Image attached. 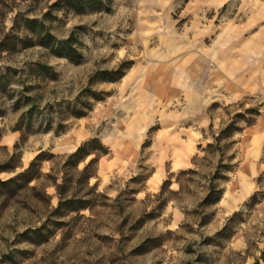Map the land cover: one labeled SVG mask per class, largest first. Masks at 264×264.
Listing matches in <instances>:
<instances>
[{"label": "rangeland", "instance_id": "374dc122", "mask_svg": "<svg viewBox=\"0 0 264 264\" xmlns=\"http://www.w3.org/2000/svg\"><path fill=\"white\" fill-rule=\"evenodd\" d=\"M6 38L0 181L25 173L40 154L44 160L32 182L0 185V264H264V211L256 205L264 176L256 199L233 216L216 202L236 180L244 131L264 114V95H211L210 123L189 166L171 172L168 161L162 182L150 183L161 159L155 95L170 92L171 82L207 85L216 54L264 67V0H0V43ZM175 105L169 109L187 108ZM234 122L237 131L218 143ZM95 138L108 154L88 178L96 154L68 161Z\"/></svg>", "mask_w": 264, "mask_h": 264}, {"label": "crops", "instance_id": "0c3cea01", "mask_svg": "<svg viewBox=\"0 0 264 264\" xmlns=\"http://www.w3.org/2000/svg\"><path fill=\"white\" fill-rule=\"evenodd\" d=\"M216 55L219 59V69L207 85L204 83L188 90L186 82L173 86L170 81L171 89L167 90L170 92L165 93L162 90L155 95L158 99L160 98L161 104H157L151 113L153 116L160 113L162 126L155 141L156 149L160 150L161 157L159 156V158L161 159L150 178V183L153 186H158L166 176L168 161L171 172L189 166L203 128L210 123L211 118L208 116L207 108L213 101L211 95L220 93L231 100H239L244 95L250 94L264 95V67L254 65L253 62L246 65L244 62L246 57L242 54ZM197 56L198 54H193L192 57L200 64V59H198L200 56ZM195 62L193 63L194 69L189 67V72L196 70L198 64ZM175 79L178 80V77ZM194 89L197 92L195 97L188 94V91ZM207 91L210 92L209 97L205 95ZM196 98L198 101H195ZM177 100L187 108L185 110L169 109L170 106H177L175 105ZM192 103L194 108L190 109ZM184 122L196 123L197 131L186 128L187 132H180L178 126ZM235 173L236 180L230 185V189L225 191L219 202L220 212L224 217H230L240 212L260 190L259 180L264 176V114L258 117L254 125L244 131L242 159ZM256 205L258 211H264V199L257 202Z\"/></svg>", "mask_w": 264, "mask_h": 264}, {"label": "trees", "instance_id": "16d2710c", "mask_svg": "<svg viewBox=\"0 0 264 264\" xmlns=\"http://www.w3.org/2000/svg\"><path fill=\"white\" fill-rule=\"evenodd\" d=\"M7 42V38L0 43V45L5 44ZM122 74L120 73L118 77H121ZM249 112L254 116H259L260 113L258 110L251 109ZM31 115V114H29ZM256 123V120H248V126H252ZM235 122L231 124L226 130L222 131V133L219 136H216V141L219 143L222 139L230 138L235 131H237V128H235ZM92 154H96V157L93 158L89 164L85 167L83 171V175L88 178L92 177L94 174H90L91 167L98 162V156L99 154L106 155L108 154V148L102 145L99 139L95 138L90 140L87 143H84L74 154H72L69 158L68 164L72 166H77L81 162L85 161L89 156ZM43 154H40L30 165V167L25 171V173L20 174L18 177L14 179H10L8 181H0V185L2 187H11L13 184H16L20 182L21 180L26 181L28 183L32 182L37 175L40 174V165L43 161ZM169 181H166L165 185H167ZM164 185V187H165ZM58 192L60 195L63 196V185H57ZM216 191V187L212 184L210 194L208 196V200L212 197L213 192ZM221 194L219 193V196L216 199V202L221 200ZM256 199V196H254V200ZM71 203V201L66 200L65 202H61V206H64ZM87 207L86 204H83L81 209H85Z\"/></svg>", "mask_w": 264, "mask_h": 264}]
</instances>
